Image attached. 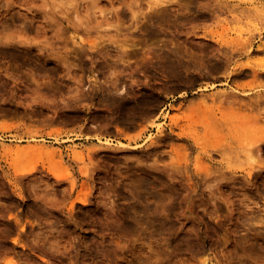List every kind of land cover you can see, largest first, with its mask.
<instances>
[{
	"label": "rangeland",
	"instance_id": "1",
	"mask_svg": "<svg viewBox=\"0 0 264 264\" xmlns=\"http://www.w3.org/2000/svg\"><path fill=\"white\" fill-rule=\"evenodd\" d=\"M261 6L0 0V264H264Z\"/></svg>",
	"mask_w": 264,
	"mask_h": 264
},
{
	"label": "bare ground",
	"instance_id": "2",
	"mask_svg": "<svg viewBox=\"0 0 264 264\" xmlns=\"http://www.w3.org/2000/svg\"><path fill=\"white\" fill-rule=\"evenodd\" d=\"M158 3V2H157ZM262 8H264L263 6H261ZM251 44V43H250ZM121 46V45H119ZM262 48H264V43L260 45ZM123 51L121 53V56H125L127 54V52L130 50V48L128 49L127 47H123L122 48ZM250 51V49H249ZM240 68H242L243 66H239ZM207 87V86H206ZM124 89L123 87H121L119 89V93H123ZM262 97V96H261ZM205 98V97H204ZM212 98V97H211ZM259 101V100H258ZM157 126V129L160 130V125L161 123H154ZM54 138V137H53ZM258 139V138H257ZM44 140V139H43ZM47 141V140H46ZM259 141L260 140H255V141H250L249 143H247V146H240V148L238 147L237 151L235 152V161L236 163H238V165L240 167H242L243 169H245L247 171V174H250L251 171L255 168L258 167V165H254L256 164V156H255V152L254 149L258 147L259 145ZM37 142V141H36ZM41 142V141H40ZM54 142V141H53ZM238 142V141H237ZM239 144V142H238ZM241 145V144H240ZM75 146V145H74ZM121 146H125L128 147V144L121 142ZM256 146V147H255ZM27 147V146H26ZM47 147V145H46ZM72 147V146H71ZM77 147V146H75ZM55 148V147H54ZM68 148V147H67ZM87 149V148H86ZM259 149V148H257ZM10 150H16V149H10ZM9 150V151H10ZM57 150V149H56ZM256 151V150H255ZM72 153V152H71ZM52 154V153H51ZM74 154V153H73ZM78 155V154H77ZM223 155V153H222ZM60 156V155H58ZM65 156V155H64ZM63 156V157H64ZM80 159H81V154H79ZM234 166V165H233ZM232 166V167H233ZM230 169V168H229ZM233 169V168H232ZM238 169V168H237ZM245 172V171H244ZM76 201L78 203H82V204H86L87 203V199L81 198L80 195L79 197L76 198Z\"/></svg>",
	"mask_w": 264,
	"mask_h": 264
}]
</instances>
